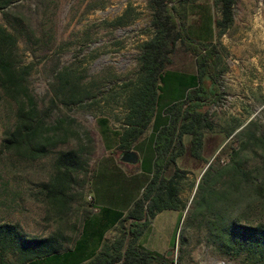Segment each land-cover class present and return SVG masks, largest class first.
<instances>
[{
  "label": "trees",
  "instance_id": "trees-1",
  "mask_svg": "<svg viewBox=\"0 0 264 264\" xmlns=\"http://www.w3.org/2000/svg\"><path fill=\"white\" fill-rule=\"evenodd\" d=\"M234 4L147 0L149 36L139 45L134 76L118 84L114 75L87 80L85 67L62 63L60 54L68 42L56 39L58 0H0V106L7 119L0 167H8L5 174H10L5 187L10 181L17 184L11 195L20 198L24 169L47 164L46 177L34 181L38 192L33 196L57 222L55 230L37 235L25 232L17 221H0V264H195L187 229L202 232L222 256L264 264V125L251 119L234 134L227 160L216 157L208 164L189 206L181 197L188 172L177 165L186 154L204 160L205 134L215 128L209 106L220 99V80L227 69L215 40L232 25ZM134 18L126 8L108 24L123 26ZM178 48L194 58L196 70L185 76L183 94L159 109L164 75H181L167 69ZM24 51L33 60L25 61ZM36 58L51 74L44 99L30 81L39 64ZM109 83L118 84L119 91L107 88L103 100H118L122 112L115 116L119 126L113 129L109 115L99 119L106 147L118 152L151 149L149 179L124 210L97 207L91 190L86 201L84 187L95 176L88 163L92 137L70 113L97 104ZM239 126L231 125L226 136ZM164 210L179 211L180 217L186 211L176 255L172 249L156 252L142 243L152 220Z\"/></svg>",
  "mask_w": 264,
  "mask_h": 264
},
{
  "label": "rangeland",
  "instance_id": "rangeland-1",
  "mask_svg": "<svg viewBox=\"0 0 264 264\" xmlns=\"http://www.w3.org/2000/svg\"><path fill=\"white\" fill-rule=\"evenodd\" d=\"M199 2L208 7L212 0ZM58 4L55 17L56 39L58 43L68 42L60 54L63 64L85 67L87 80L114 75L120 84L134 76L138 67L136 57L139 45L149 36L150 11L147 0H58ZM126 8L131 9L135 18L123 26H110L109 21L121 15ZM212 13L214 17L217 14L214 9ZM197 18L198 15H195L191 21L196 22ZM215 41L220 48L222 62L227 67L220 80V99L209 106L215 128L205 134L202 151L204 160L194 159L187 154L177 160V165L188 172L181 192V197L188 200V206L197 182L208 164L216 157H220L221 161L227 160L234 134L251 119L264 125V0H235L233 23ZM23 54L25 61L33 60L28 51ZM36 59L39 64L34 68L30 81L35 94L44 99L51 74L42 68L43 60ZM167 69L181 75H175L171 71L164 75L159 109L183 94L185 81L188 80L185 76L196 70L194 58L178 48ZM118 84L109 83L103 87V93L98 96L100 101L91 108H78L70 113L92 137L93 150L89 154L88 163L90 174L95 170V176L90 185L89 180L84 187L86 201L91 200V190L97 196V207L110 206L124 210L141 193L143 185L149 179L151 149L147 146L142 153L139 149L134 150L139 155V162L130 164L120 160L123 152L106 147L101 131L103 125L99 119L102 114L109 115V127L116 128L119 123L115 116L120 115L122 110L118 100L106 97V101L103 97L109 87L117 91ZM5 121L6 111L0 106V138ZM237 122H240V126L230 136H226V130ZM149 132L147 130L145 135ZM186 141L188 142V138ZM73 143L74 140H71L69 146H73ZM41 162L47 163V159ZM46 165L40 167L38 164L30 167L31 169H24L25 181L21 182L19 188L22 194L20 198L11 195L18 189L17 184L10 181L5 187L4 179L8 175L10 177V174H5L8 167H0V221H17L28 234L46 235L57 228L54 217L46 214L42 200L33 196L38 192L34 181L46 177ZM193 181L194 187L191 185ZM180 213L176 210H164L157 214L142 238L143 245L156 252L172 249L176 255L186 211L182 212L181 217ZM66 232L69 233V229ZM185 232L187 247L191 250L195 264H242L237 259L215 252L204 240L202 232L193 233L196 231L192 229ZM112 233L110 231L108 236Z\"/></svg>",
  "mask_w": 264,
  "mask_h": 264
},
{
  "label": "water",
  "instance_id": "water-1",
  "mask_svg": "<svg viewBox=\"0 0 264 264\" xmlns=\"http://www.w3.org/2000/svg\"><path fill=\"white\" fill-rule=\"evenodd\" d=\"M120 160L130 164H136L139 162V155L134 150L125 151L121 154Z\"/></svg>",
  "mask_w": 264,
  "mask_h": 264
},
{
  "label": "crops",
  "instance_id": "crops-1",
  "mask_svg": "<svg viewBox=\"0 0 264 264\" xmlns=\"http://www.w3.org/2000/svg\"><path fill=\"white\" fill-rule=\"evenodd\" d=\"M188 138V137H187ZM159 214V213H158Z\"/></svg>",
  "mask_w": 264,
  "mask_h": 264
}]
</instances>
